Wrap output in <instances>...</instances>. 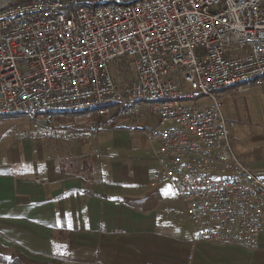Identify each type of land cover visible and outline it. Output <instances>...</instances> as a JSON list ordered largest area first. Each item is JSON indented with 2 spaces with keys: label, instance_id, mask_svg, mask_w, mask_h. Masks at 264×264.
Here are the masks:
<instances>
[{
  "label": "built area",
  "instance_id": "built-area-1",
  "mask_svg": "<svg viewBox=\"0 0 264 264\" xmlns=\"http://www.w3.org/2000/svg\"><path fill=\"white\" fill-rule=\"evenodd\" d=\"M109 0H11L0 6V112L112 103L72 119L95 136L124 123L154 147L155 185H169L194 242L254 249L264 236V173L234 154L223 99L260 85L264 0H153L131 12L64 13V4ZM126 1V0H123ZM249 84L224 90V83ZM196 91L189 105L181 92ZM129 98L153 107H129ZM166 99V106H156Z\"/></svg>",
  "mask_w": 264,
  "mask_h": 264
},
{
  "label": "crops",
  "instance_id": "crops-1",
  "mask_svg": "<svg viewBox=\"0 0 264 264\" xmlns=\"http://www.w3.org/2000/svg\"><path fill=\"white\" fill-rule=\"evenodd\" d=\"M221 111L238 160L264 173V78ZM53 120L0 124L22 129L0 133V264H264V236L245 252L192 240L173 189L153 182L154 147L137 124L73 138L72 116Z\"/></svg>",
  "mask_w": 264,
  "mask_h": 264
},
{
  "label": "bare ground",
  "instance_id": "bare-ground-1",
  "mask_svg": "<svg viewBox=\"0 0 264 264\" xmlns=\"http://www.w3.org/2000/svg\"><path fill=\"white\" fill-rule=\"evenodd\" d=\"M11 0H0V6ZM153 0H109V1H79L64 4V13H94V12H131L142 6L152 5ZM264 78V71L257 73V80ZM249 84V77H241L224 83V90H235L241 84ZM196 98V91L181 92L180 97H175V105H189V99ZM156 106H166V99H156ZM129 107H153V100L129 98ZM112 110V103H100L85 109L46 108L40 110V117L53 120L56 115H71L72 119H81L87 116L99 117ZM5 116H30L26 112L7 111L0 112V117Z\"/></svg>",
  "mask_w": 264,
  "mask_h": 264
},
{
  "label": "rangeland",
  "instance_id": "rangeland-1",
  "mask_svg": "<svg viewBox=\"0 0 264 264\" xmlns=\"http://www.w3.org/2000/svg\"><path fill=\"white\" fill-rule=\"evenodd\" d=\"M71 116V115H70ZM16 117H22V116H5V117H0V124L2 123V124H4V122L5 123H9V122H14V119L16 118ZM24 117H27V118H29V121H30V123H34V121H32V119H30V116L28 117V116H24ZM16 123V122H15ZM15 123H12L11 124V126H2V125H0V133H2V132H4V131H6V130H10V131H15V133L17 134L18 133V131H20V130H22V129H20L19 130V128H16V125H15ZM65 123H69V121H65ZM35 124V123H34ZM35 125H37V124H35ZM38 126V125H37ZM6 129V130H5ZM18 130V131H17ZM241 249V248H240ZM241 251L242 252H245L246 251V249H241ZM254 253H256V252H254Z\"/></svg>",
  "mask_w": 264,
  "mask_h": 264
},
{
  "label": "trees",
  "instance_id": "trees-1",
  "mask_svg": "<svg viewBox=\"0 0 264 264\" xmlns=\"http://www.w3.org/2000/svg\"><path fill=\"white\" fill-rule=\"evenodd\" d=\"M7 264H34V263L30 262L29 260H27L22 256L15 255L12 257L11 261L7 262Z\"/></svg>",
  "mask_w": 264,
  "mask_h": 264
}]
</instances>
